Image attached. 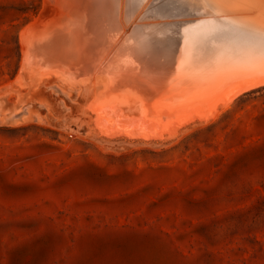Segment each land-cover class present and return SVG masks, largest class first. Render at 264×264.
Listing matches in <instances>:
<instances>
[{
	"label": "rangeland",
	"instance_id": "obj_1",
	"mask_svg": "<svg viewBox=\"0 0 264 264\" xmlns=\"http://www.w3.org/2000/svg\"><path fill=\"white\" fill-rule=\"evenodd\" d=\"M107 1L105 28L172 57L167 73L146 50L122 51V63L173 84L197 67L191 82L206 87L240 66L264 75V42L215 32L197 14L205 0ZM57 15L50 0H0V264H264V104L243 96L264 82L231 96L229 80L153 107L175 110L159 128L108 132L93 108L100 82L75 87L31 62L33 33Z\"/></svg>",
	"mask_w": 264,
	"mask_h": 264
},
{
	"label": "bare ground",
	"instance_id": "obj_2",
	"mask_svg": "<svg viewBox=\"0 0 264 264\" xmlns=\"http://www.w3.org/2000/svg\"><path fill=\"white\" fill-rule=\"evenodd\" d=\"M121 1V6L129 7L132 5V0ZM50 2L56 8L58 14L57 20L33 33L35 47L32 50L36 48L34 51H36L37 54L31 57V62L37 64V67L50 66L54 68L52 69L53 72L57 73L55 78L67 84L76 82L74 83V86L78 85L79 87L82 86L87 88L93 86V83H97V81L100 82L101 85L99 86H101V88L97 85V89L99 88L100 92L99 89L98 91H95L96 94L93 97V108L99 116L98 119L104 122V127L108 132L113 133L118 130L125 131V129L146 132V129H149V127L154 128V125L156 127L158 125L159 128L162 118H165L166 120V117H173L175 111H166V109L162 108H172L186 96L200 95L206 91L208 93L210 90H213L212 92H214V89L217 90L229 80L231 83L225 88V91L228 90L231 96L235 94L237 95V92L244 91V89L248 87H253L264 82V75L259 73L261 68L253 65L250 67L240 66L237 74L233 75L228 73L224 80L221 78L211 87L205 86L206 79L203 81L197 79L191 82L189 73H194L192 70L197 67H189L186 70L188 74H183V76L176 81L177 84H173L174 82L167 78L162 79V74H153L150 71L154 70V68H162L161 70L164 68L165 70L163 71L171 68L169 63L171 62L172 57L168 56V58L165 53L164 57L163 54L159 53L157 48L153 46L144 49L143 43H132L127 45L125 41L127 40L126 35L128 34L125 30L114 29L112 26L108 29L103 26L102 20H104V18H109V14L104 11L107 9V7L105 8L107 5L106 2H108L107 0H50ZM205 2L209 6V9L200 6L198 2L197 14L203 16L204 20H207L208 22L210 21V25L213 26L215 32L217 31V33H221L222 31L226 35L233 33L242 36L249 41V44L254 46L264 42V0H205ZM87 4H89V9H85ZM101 6L103 9L100 8ZM140 6L141 5H139V7ZM96 7H98V10L92 12ZM141 8L143 7L141 6ZM121 9L120 11H123ZM137 10L140 12V17L148 24V21L150 20L148 16L150 15H145V12H141L139 8ZM175 32L178 33L177 31ZM158 36L159 35H157V38ZM116 40L124 41V43L122 45L119 43L116 44ZM158 40L160 39L158 38ZM211 41L206 40L204 47L207 46L208 54L215 58L217 52L214 56L213 54L215 53V50H211L209 46L212 45V43H210ZM24 42H28L27 38ZM30 42L33 41L30 40ZM216 43H218V41ZM29 50L31 51V49ZM145 50L147 54L146 58L155 62L154 68L144 65L143 63L137 64L135 62L134 65H131L119 61L122 58V51H124L123 53H130V56L132 57H136L137 53L141 52L142 54ZM27 60L28 59H26V61ZM261 62L262 61H259V63ZM206 66L204 68H206ZM208 66L211 71L218 72L217 65L210 64ZM246 73H249L247 77L244 76ZM102 74L107 75L109 81L107 80V77ZM215 74L220 75L219 72ZM215 74L213 73L214 78L212 79H216ZM40 77L41 76H39V80L41 79ZM104 79L109 82L108 85V82L106 81L107 87L104 85ZM208 95L211 94L209 93ZM205 99H203L204 102ZM197 101L199 102V100ZM187 104L190 105L191 103ZM110 105L114 108L112 107L113 109H111L109 107ZM156 106L162 108L155 110L153 107ZM184 110L186 109L184 108ZM145 111H150V113L147 114ZM176 111L179 110L176 109ZM159 117L161 118L160 120ZM175 121H177V119ZM112 123H116L117 126H112Z\"/></svg>",
	"mask_w": 264,
	"mask_h": 264
},
{
	"label": "trees",
	"instance_id": "obj_3",
	"mask_svg": "<svg viewBox=\"0 0 264 264\" xmlns=\"http://www.w3.org/2000/svg\"><path fill=\"white\" fill-rule=\"evenodd\" d=\"M250 95H254V96L249 97ZM243 96L249 97L247 100H249V99H260L262 101V103L264 104V86H262L260 88L253 89L247 93H244ZM259 114L261 117L264 118V106L259 111Z\"/></svg>",
	"mask_w": 264,
	"mask_h": 264
},
{
	"label": "snow or ice",
	"instance_id": "obj_4",
	"mask_svg": "<svg viewBox=\"0 0 264 264\" xmlns=\"http://www.w3.org/2000/svg\"><path fill=\"white\" fill-rule=\"evenodd\" d=\"M141 2H142V0H141Z\"/></svg>",
	"mask_w": 264,
	"mask_h": 264
}]
</instances>
